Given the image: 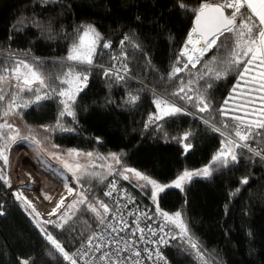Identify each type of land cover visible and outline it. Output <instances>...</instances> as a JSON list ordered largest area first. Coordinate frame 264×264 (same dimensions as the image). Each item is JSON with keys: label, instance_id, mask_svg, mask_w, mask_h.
Instances as JSON below:
<instances>
[{"label": "trees", "instance_id": "obj_1", "mask_svg": "<svg viewBox=\"0 0 264 264\" xmlns=\"http://www.w3.org/2000/svg\"><path fill=\"white\" fill-rule=\"evenodd\" d=\"M181 2L198 7L201 0H0V51L3 53L0 64L10 66L18 59L34 62L31 58L37 57L43 61L39 67L45 75L67 71L61 69L60 62L81 25H93L103 38L101 44L109 42L111 45L108 49L98 45L94 63L102 67L89 68L87 86L77 97L75 118H63L62 123L71 131L53 127L61 107L58 98L18 109L19 114L10 117H15L26 132L41 129L46 144L56 154L66 155L69 149L93 153L92 158L100 166L93 163L89 168L92 175L79 182L76 180L77 193L87 196L90 203L100 200L110 206L103 191L111 179H117L162 221L157 205L170 215L180 211L207 264H264V162L249 159L245 152L239 163L217 169L207 178L195 177L183 191L165 189L155 203L151 185L141 187L144 181L123 178V175L134 177L132 173L120 174L123 168H131L165 185L184 170L203 168L223 139L205 120L215 122L217 127H222L223 123L231 125L232 117L244 115L238 105L259 95L255 91L243 95L253 87L245 81L259 71L256 66H250L239 86L235 72L212 82L209 89L212 109L209 111L199 113L185 105L187 114L145 127L149 114L156 111L153 90L157 93L174 90L173 83L162 81L161 77L166 76L175 63L192 28L194 16L179 12ZM126 35L130 42L122 44ZM9 54H14L12 59ZM214 54L210 53L205 59ZM124 64L128 66L127 73L122 70ZM113 65L121 69L123 80L117 81L115 75L105 77L103 69ZM200 68L201 65L189 66L188 72L180 75L185 80L195 78ZM193 87L207 88V84L200 81ZM234 87L236 92H233ZM0 88L5 94L13 91L11 82ZM129 93L139 96L135 104L125 103ZM226 99L229 103L225 106ZM222 107L227 116L220 115ZM248 107L258 109L259 99ZM10 117H0V122ZM13 126L17 130L18 127ZM42 126H49V130L45 131ZM186 132L191 135L187 141L180 142ZM185 143L191 145L187 152ZM252 146L264 148V141ZM111 153L117 154L120 164L109 161ZM0 176L6 177L3 159H0ZM244 177L248 178L247 184L240 183ZM7 187L8 183L0 180V264H20L23 259H29L30 264H65L62 255L45 239L41 228L51 233L70 254L98 225L95 214L88 211L86 205H77L80 211L63 228L55 227V223L68 211L66 207L53 224H44L21 202L5 196ZM236 189H240L239 192ZM77 193L73 199L80 198ZM96 206L103 213V209ZM172 231L178 234V230L173 228ZM166 256L171 264H202L196 250L179 238L166 250Z\"/></svg>", "mask_w": 264, "mask_h": 264}, {"label": "snow or ice", "instance_id": "obj_2", "mask_svg": "<svg viewBox=\"0 0 264 264\" xmlns=\"http://www.w3.org/2000/svg\"><path fill=\"white\" fill-rule=\"evenodd\" d=\"M179 6L181 10L193 14V26L188 32L185 44L180 50L175 63L171 66L166 76L161 77L162 81L172 82L174 90L166 91V93H157L153 90V105L156 111L149 114L145 127L147 128L150 124L168 117H175L182 113L187 114L185 105H190L199 113L209 111L212 109V100L209 96L212 82L224 79L228 74L235 72L238 76L237 86H239L240 81L245 80L246 75L249 73L250 66H256L259 71L251 80L245 81L253 85V87L249 88L248 92L243 93V95L248 96L253 91L259 93V95L253 99H245L238 105V110L243 111L244 115L232 117L234 123L231 125L223 123L222 127H217L215 122L210 123L205 120V124H208L213 132L219 133L223 139L221 140L220 148L211 157L209 164L203 168L195 171L184 170L170 185H161L156 180L135 169L123 168L121 175L125 172L132 173L135 178L145 182L141 187L152 186V200L154 203L156 202L157 194L164 191L166 187H175L183 191L184 186L190 183L193 177L207 178L217 169L227 168L232 164L239 163L245 152L249 154V159H259L264 162V148L252 146L257 141H264V0H201L198 7H189L182 2ZM76 33L77 35L72 44L69 45L67 55L60 62L61 69L66 68L67 71H60L56 75H45L40 71L39 67L43 61H40L37 57L31 58L34 62L18 59L10 66L8 64H0V85L11 82V88L13 89V91L5 94L4 90L0 88V117L18 115V109L28 108L30 105L43 100L58 98V103L61 107L57 115L56 124L53 127L71 131L70 128L65 127L62 123L63 118L66 116L75 118L77 97L87 86L89 68L102 67L94 63V58L98 54V45L103 49L111 47L109 42L101 44L103 38L91 24L79 26L76 29ZM125 41L130 42L128 35L124 37L121 43L123 44ZM134 46L139 47V45ZM213 52H215L214 55L205 59ZM2 54V51H0V55ZM28 55V53H25V56ZM13 56L14 54H9V59H12ZM113 59H116V57H113ZM182 61L184 62L180 66ZM197 65H201V68L198 69V74L195 78L185 80L180 75L188 72L189 66L196 68ZM122 70L124 73L129 71L127 64L122 66ZM103 71L105 77L115 75L117 81L125 78L120 75L121 69H116L115 65L112 68H105ZM188 74L190 77L192 76L190 72ZM178 79L179 82L176 83ZM200 81L207 84V88L193 87L194 84H198ZM233 92H236L235 87ZM25 93L31 95L26 97ZM255 99H259L260 107L258 109H249L248 105L255 103ZM138 100L139 96L129 93L125 103L135 104ZM228 103L229 100L226 99L224 105L226 106ZM220 115L227 116V111L224 107L220 109ZM42 127H44L45 131L49 130V126ZM190 135V132H186L180 138V142L187 141ZM18 139L27 140L28 137H20L19 132L6 119L0 122V159H3L5 164L8 161L6 154L8 148ZM32 139L38 143L35 137H32ZM53 147L56 146L53 145ZM190 147L189 143H185L184 151L187 152ZM82 155L91 158L93 153H80L75 149L67 150L68 157L75 158ZM55 158L62 161L63 168L72 172L77 182L85 176L92 175L79 163H69L68 160H64L59 155H56ZM109 158L116 164L121 163L120 158L115 153H111ZM109 171L111 173L110 165ZM123 178L129 179L127 175H123ZM0 180H4L6 184L8 183L5 176H0ZM240 183L247 184L248 178H242ZM65 187L69 194L73 193L72 188H68L67 185ZM109 187L110 190L105 192L104 195L111 197L113 191H115V184L113 183ZM239 190L236 189L237 192ZM16 195L17 199L21 200L22 205H26L35 212L31 202L22 193H17ZM77 195L80 198L78 200L74 198L66 206L63 199H61L57 203L56 208L50 213V215H55L62 206L68 210L61 214L60 222L55 223V227L63 228L80 211L77 205H86L87 210L95 214L98 225L103 226L105 230L111 229L112 232H118L128 228V221L124 219L123 215L119 214L121 212L119 199L115 201L113 210L103 201L97 200L95 204H92L88 201L87 196L82 193H77ZM230 195H235V193H230ZM96 205L103 209V213L98 210ZM157 213L164 221L163 224L158 226V229L152 228L151 225L147 226V229L141 228L139 225L141 217L147 220L154 218L146 212L138 213L136 214L137 219L133 221L136 228L135 231L131 232V235L135 236L139 233V240L143 242L145 240V230L153 236L157 234V230L160 233H165V235L160 237L159 241H155L157 244H166L167 239L165 237L173 240L179 238L196 250L197 257L201 259L202 264H207L199 251L198 243L189 234L188 226L183 219L182 213L177 211L170 215L161 211L158 205ZM36 215L38 216L39 214L36 213ZM112 220H115L116 224H113ZM45 223L53 224L54 222L48 220ZM37 226H40L39 221H37ZM169 226L171 228L166 233L165 228ZM173 228L178 230V234L172 231ZM41 231L49 244L62 255L63 260L69 261L70 264H77L76 257L83 259L89 256L90 253L95 256L96 252H101L102 248L107 246L106 244L95 243L97 239L102 242L105 241L103 233L98 237L93 233L87 237V246L82 243L81 249L70 255L51 233H48L44 228H41ZM120 239H123V237ZM112 242L115 243L116 247L111 252H101V255L97 258L100 264H126V262L128 264H142L141 259H131L133 256H141L140 251L133 247L132 241H125L123 246H121L120 240H116L113 237ZM125 251L129 252L130 256L122 257L121 253ZM143 251L151 259L153 254L148 249ZM155 256L157 260L167 264L159 249L156 250ZM20 264H30V260L23 259ZM84 264H93V262L85 260Z\"/></svg>", "mask_w": 264, "mask_h": 264}, {"label": "rangeland", "instance_id": "obj_3", "mask_svg": "<svg viewBox=\"0 0 264 264\" xmlns=\"http://www.w3.org/2000/svg\"><path fill=\"white\" fill-rule=\"evenodd\" d=\"M189 7L195 6L189 5ZM178 9L182 15L192 14L191 12L181 10L180 6ZM7 121L9 123L12 121V125L18 127L17 131L19 134H22L20 137H28L27 140L18 139L15 143H12L7 150L6 154L8 161L7 164H5V172L7 179H9V190L16 197L17 193H22L23 196L31 202L32 206L36 208L37 211H39L45 218L53 217L54 215H50V213H52L53 209L56 208L57 203L63 199L64 203L68 202L67 204H69L77 193L76 179L73 177L72 172L65 170L63 168L62 161L56 159L55 156L59 155L63 157L64 160H68V162L72 164L79 163L87 172H89V168L94 165L93 163L96 162L95 166L100 165H98L97 161L92 157L90 158L82 155L71 158L68 157L67 154H56L50 146L46 144V139L43 137L44 132L41 129L33 128L31 131L26 132L22 128V124L17 122L15 117H10ZM32 137H35L38 143L33 141ZM44 154H46L49 159ZM109 161L112 164H116L110 158ZM77 175H79V173H77ZM128 177L130 180L142 182L135 177ZM170 184L171 183L165 185ZM65 185H67L68 188L73 189L72 194L68 193ZM167 188L175 187H166L165 189ZM160 193L161 192L157 194V197ZM18 201L21 202L19 199ZM24 206L29 211L31 210L26 205Z\"/></svg>", "mask_w": 264, "mask_h": 264}, {"label": "built area", "instance_id": "obj_4", "mask_svg": "<svg viewBox=\"0 0 264 264\" xmlns=\"http://www.w3.org/2000/svg\"><path fill=\"white\" fill-rule=\"evenodd\" d=\"M115 184V191H113V195L111 197L109 196H105L106 199L108 200L109 204H110V208H113L114 210V204L115 201L117 199H119L120 205H121V212L119 213L120 215L124 216V219L128 221V228L125 229L124 231H118V232H112L111 229H107L105 230L103 228V226H99L97 225L96 228L88 235H92L93 233H95L97 235V237L103 233L105 235V241H99V239H97L95 241V243H102V244H106V247H103L101 252H111L113 250V248L116 247L115 243L112 242L113 237L116 240H120V245L123 246L125 241H132L133 242V247L140 251L141 256L140 257H131L132 260L135 259H141L142 260V264H163L162 261H159L156 259L155 256V252L157 249L160 250V252L162 253V255L164 256L165 260L167 261V264H171V262L169 261V259L166 256V250L173 244V242L176 240L170 239L168 237H165L167 239V243L166 244H157L155 243V241H159L160 237L165 235V233H160L157 230V234L155 236H153L150 232H148L147 230H145L144 232V236H145V240L143 242H141L139 240V233H137L135 236L131 235L132 231H135L136 225L133 223L134 220L137 219V215L138 213H148L149 216L153 217L154 219L152 220H147L144 219L143 217L140 218L139 220V225L141 228H145L147 229V226L151 225L152 228L154 229H158V226L163 224L164 222L156 215V213L150 208L148 207L142 200H140L134 193H132L126 186H124L119 180L117 179H111L105 186V189L103 191V194L107 191L110 190V185L111 184ZM5 196L8 197H13L14 199L18 200L16 196H14L13 193H11V191L9 190V184L8 187L6 189L5 192ZM68 202H65L64 205L66 206ZM126 205V207H125ZM65 207L62 206L61 209H59L57 211V213L53 216V217H49V218H45L39 211H37L36 208L35 212L32 211V209L30 210L31 214L36 217L40 222L45 223L48 220H52L54 221L56 219V217L63 211ZM36 213H38L39 215L37 216ZM110 219V217H109ZM113 224H116L115 220L111 221ZM169 228H165V232L167 233L169 231ZM87 236V237H88ZM87 237L77 246V248L70 253L74 254L77 252L78 249H81L82 247V243L87 246ZM121 237H123V239H120ZM151 241V242H150ZM144 249H148L149 252H151L153 255L151 257V259H149L146 255V253L143 251ZM101 252H96L95 256H93L91 253L89 254V256L84 257L83 259H81L80 257H76L77 259V264H84L85 260H89L92 261L93 264H100V262L98 261V257L101 255ZM122 257H128L130 256V253L125 251L121 253ZM65 264H70L69 261H65ZM126 264H128V262H126Z\"/></svg>", "mask_w": 264, "mask_h": 264}, {"label": "bare ground", "instance_id": "obj_5", "mask_svg": "<svg viewBox=\"0 0 264 264\" xmlns=\"http://www.w3.org/2000/svg\"><path fill=\"white\" fill-rule=\"evenodd\" d=\"M29 161V160H28ZM24 162H26V161H24ZM31 163V162H30ZM24 168V167H23ZM27 168V167H26ZM42 175V174H41ZM43 177V176H42ZM47 178V177H46ZM30 181V180H29ZM49 184V183H48Z\"/></svg>", "mask_w": 264, "mask_h": 264}, {"label": "water", "instance_id": "obj_6", "mask_svg": "<svg viewBox=\"0 0 264 264\" xmlns=\"http://www.w3.org/2000/svg\"><path fill=\"white\" fill-rule=\"evenodd\" d=\"M194 22V21H193ZM192 26H193V24H192ZM183 48V47H182ZM8 180V183H9V179H7Z\"/></svg>", "mask_w": 264, "mask_h": 264}]
</instances>
